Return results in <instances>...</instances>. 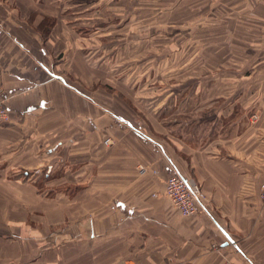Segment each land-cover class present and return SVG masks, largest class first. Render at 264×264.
Wrapping results in <instances>:
<instances>
[{
	"label": "crops",
	"instance_id": "0c3cea01",
	"mask_svg": "<svg viewBox=\"0 0 264 264\" xmlns=\"http://www.w3.org/2000/svg\"><path fill=\"white\" fill-rule=\"evenodd\" d=\"M212 3L200 28L210 12L224 32L264 44V0ZM50 12L43 0H0V264H264L260 72L251 132L197 150L165 144L131 112L84 97L83 36ZM174 171L199 186L203 212L168 203Z\"/></svg>",
	"mask_w": 264,
	"mask_h": 264
},
{
	"label": "rangeland",
	"instance_id": "374dc122",
	"mask_svg": "<svg viewBox=\"0 0 264 264\" xmlns=\"http://www.w3.org/2000/svg\"><path fill=\"white\" fill-rule=\"evenodd\" d=\"M43 1L83 36L86 99L94 91L100 104L131 112L165 144L172 139L197 150L238 127L251 132L258 71L264 80V60L252 57L263 56L264 44H248L234 28L224 32L210 12L211 29L200 28L198 16L212 0ZM113 111L120 120L123 114Z\"/></svg>",
	"mask_w": 264,
	"mask_h": 264
},
{
	"label": "built area",
	"instance_id": "2783aa9c",
	"mask_svg": "<svg viewBox=\"0 0 264 264\" xmlns=\"http://www.w3.org/2000/svg\"><path fill=\"white\" fill-rule=\"evenodd\" d=\"M7 116V111L0 96V122L5 121L8 118ZM105 143L108 142L105 141ZM164 195L183 217L194 216L204 211L200 203L201 195L198 187L187 182L178 171L172 172L166 178ZM262 196L264 197V192ZM222 264H252V262L248 259H243L240 262L225 260Z\"/></svg>",
	"mask_w": 264,
	"mask_h": 264
},
{
	"label": "bare ground",
	"instance_id": "6f19581e",
	"mask_svg": "<svg viewBox=\"0 0 264 264\" xmlns=\"http://www.w3.org/2000/svg\"><path fill=\"white\" fill-rule=\"evenodd\" d=\"M188 182V181H187Z\"/></svg>",
	"mask_w": 264,
	"mask_h": 264
}]
</instances>
